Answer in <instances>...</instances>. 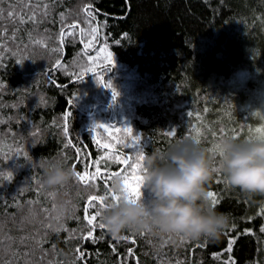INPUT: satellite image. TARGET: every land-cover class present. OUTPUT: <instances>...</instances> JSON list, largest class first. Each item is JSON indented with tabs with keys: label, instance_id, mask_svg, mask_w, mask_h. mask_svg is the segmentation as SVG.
I'll use <instances>...</instances> for the list:
<instances>
[{
	"label": "trees",
	"instance_id": "trees-1",
	"mask_svg": "<svg viewBox=\"0 0 264 264\" xmlns=\"http://www.w3.org/2000/svg\"><path fill=\"white\" fill-rule=\"evenodd\" d=\"M89 5L96 17L93 26H99L88 49L96 61L91 67L112 81L119 92L115 103L92 73L82 82L75 81L72 74L87 66L79 34L66 37L58 53L52 51L58 46L61 13L64 24L79 23L85 41L92 39L83 12ZM2 7L16 13L0 21L11 49L0 53V119L4 121L0 124V170L12 173L11 180L0 177V236L13 239L12 251H28L32 242L20 243V238L39 231L47 255L41 258L37 253V264H264V195H245L228 186L215 161L218 171L205 187L219 201L213 207L209 199L211 206L229 217L217 239L193 241L125 231L122 236L128 239L120 240L96 227L95 243L81 238L89 230L83 207L88 195L104 196L112 181L106 189L101 180L89 187L73 178L66 185L46 189L41 185L42 171L34 163L43 156L72 168L75 149L80 148L82 158L76 170H83L85 160L91 163L104 153L94 137L104 142L110 139L103 130L90 132L93 122L129 125L141 137L144 152L162 154L177 141L193 140L194 127L201 133L199 144L208 149L229 137L233 129L240 133L238 139H244L249 129L264 127V0H56L32 37L41 38L47 30L46 46L30 48L22 65L16 63L19 53L13 52L21 40L28 43L27 32L33 26L18 21L40 9L39 0L25 5L8 0ZM13 32H17L15 42H11ZM109 52L111 65L105 60ZM56 59L62 68L53 69ZM74 97L70 106L68 101ZM68 111L65 136L63 116ZM221 129L226 133L223 136ZM170 130L175 133L172 137L167 135ZM212 132L217 135L213 137ZM116 136L127 139L122 132ZM69 139L73 146L65 148ZM18 147L27 156L16 155ZM117 147L126 155H136ZM120 167L111 164L109 171ZM28 201L36 203L28 205ZM105 202H111L110 197ZM18 203L23 207L17 208ZM29 208L36 214V223L25 222ZM57 215L63 219L57 220ZM230 239L234 242L228 252ZM3 247L0 259L8 261L7 239ZM78 247L85 253L79 261ZM17 264H22V258Z\"/></svg>",
	"mask_w": 264,
	"mask_h": 264
},
{
	"label": "clouds",
	"instance_id": "clouds-1",
	"mask_svg": "<svg viewBox=\"0 0 264 264\" xmlns=\"http://www.w3.org/2000/svg\"><path fill=\"white\" fill-rule=\"evenodd\" d=\"M214 161L228 186L245 195H264V139L223 137L216 142L215 152H209L185 138L170 145L165 154L144 152L141 196L134 202L121 199L101 213L106 233L113 239H120L125 231L193 241L217 239L229 217L217 212L207 196L205 185L213 175ZM34 163L42 171L41 185L46 189L74 178L73 169L59 160L40 156ZM110 190L123 192V179L114 178Z\"/></svg>",
	"mask_w": 264,
	"mask_h": 264
},
{
	"label": "snow or ice",
	"instance_id": "snow-or-ice-1",
	"mask_svg": "<svg viewBox=\"0 0 264 264\" xmlns=\"http://www.w3.org/2000/svg\"><path fill=\"white\" fill-rule=\"evenodd\" d=\"M17 4L25 5L32 2V0H16ZM8 3V0H0V21L4 19V16L6 15L9 18H14L16 13L11 10H5L2 5ZM40 9H37L32 12L30 16L25 18L24 16H21L19 18V24H32V29L27 32L28 36V43H25L23 40H21L18 44L15 45V52L13 54L19 53V56L16 60L17 64L22 65L23 62L27 59L25 54H29L30 48H35L38 46H46V39L45 37L48 36L47 30H45V34L43 37L38 39H33V34L35 30L38 28L39 25L46 22L47 17L49 15V6L50 4H55L56 0H39ZM42 9V10H41ZM40 11V15L37 16L36 12ZM83 12L85 13L86 20L88 22V34L91 35L92 39L90 41H85L84 35L85 30L80 27L79 23H72L70 25H66L63 23L64 15L61 13V25L58 32V46L56 48H53V52H59L65 44L66 37H75L77 34L80 35V43L84 45V56L86 57V64L87 66H82L80 68V71L74 72L72 75L74 76L75 81L82 82L84 81L85 77L88 76L89 73H92L93 76H96V79L99 81L101 87L109 90L111 92V100L112 103H115L117 101V98L119 96V92L117 89L113 86V83L111 80H105L103 76L98 75L94 68L91 67L96 61L94 58L88 53V49L92 47L93 43L95 42L96 36L99 34V26H93V23L95 22L96 17L93 15V9L91 6H85L83 9ZM19 31V30H17ZM7 34L3 29H0V53H7L11 51V49L8 48V45L5 43V40H7ZM17 39V32H13L11 36V42H15ZM105 60L108 61V63L111 65L113 63V57L112 54L109 52L107 53ZM0 66H3V56H0ZM53 69H59L63 67V64L60 59H56L55 63L53 64ZM50 74V73H49ZM3 87V84L0 83V88ZM74 97L73 99H70L68 101L70 106H73L74 103ZM189 116L192 115V113H188ZM71 116V112H65L63 116V125L62 130L63 134L65 136L69 133L68 128V121ZM4 121L0 119V124H2ZM97 130H103L104 133L108 134L109 142H104L101 139H95V143L97 144L98 148L104 150V153L100 155L98 158L92 159L91 163H88L87 160L84 161V169L83 170H76L77 164L79 163L81 157V149L76 148V162L72 164V169L74 171V178L79 180L81 183H83L86 186L89 187H95L96 182L98 180L103 181L105 188H108V182L112 181L116 177H121L123 179L124 183V190L123 192L117 194L112 192L110 189L106 192L104 196L101 195H88L87 199L85 201L84 207H83V220L86 221L87 226H89V230L84 234L81 238L85 241L92 240V242H96V238L94 237V231L96 227H99L100 229H104V225L102 223H97L98 218L101 217V213L110 205L118 204L121 199H127L130 202H134L136 199H138L141 196V187H142V176L138 173H141L142 170V161H143V154H144V147L141 143V137L139 135H136L133 133V129L129 125H124L123 127H116L115 124L112 123H97L93 122L90 127V132L94 133L97 132ZM193 141L197 144L200 143V136L201 133L199 131L198 127L193 128ZM124 133L126 134L127 139L121 140L116 136L117 133ZM221 136L225 135V130H220ZM168 136L172 137L175 135L173 131H169L167 133ZM213 137H215L217 134L215 132H212ZM231 139H238L240 133L236 132L235 129L231 130V133L228 134ZM32 136L34 139H38V135L36 132L32 133ZM249 139H264V127L256 128V129H249L248 134ZM114 141V142H113ZM2 138H0V144H2ZM73 146V142L71 139L67 140V143L65 144V148ZM117 146H122L125 149H131L133 150L136 155H126L124 152L118 150ZM216 144L212 146V148L209 149L210 152H215ZM23 154L27 156V153L23 151L22 148H17L16 155ZM13 159V157H9V160ZM111 164H117L121 167L118 171H109ZM103 166V171H102ZM213 172H217L218 169L216 167H213ZM0 177H3L4 180H11L12 173H4L2 170H0ZM134 182V183H133ZM207 196L211 200V204L213 207H215L219 201L216 198V194L209 190L207 191ZM110 197L109 203H106L105 201ZM36 201H28V205H34ZM6 206V205H5ZM17 208L23 207L21 204H16ZM95 209L94 211H91ZM46 213L48 212L47 209L44 210ZM53 212L56 211L55 206L52 209ZM3 213H0L2 215ZM57 220L63 219L62 215L56 216ZM27 223H36V214L32 208H29L28 216L26 217ZM41 227H47L51 228V225H44L41 224ZM67 230V229H64ZM3 231V225L0 224V232ZM261 231H264V228L261 229ZM140 235H144V233H140ZM7 239L9 242V248L7 251L9 252L11 259L8 261H4L0 259V264H17V261L22 258V264H37V262L34 260V257L37 253H40L41 258H44L47 253H45L43 248V235L37 232L35 236H25L20 238V243H25L26 241H31V246L28 248V251L26 252H16L12 251L11 244L13 243V239L11 237H3L0 236V252L4 251L3 247V241ZM127 236H121L120 240H127ZM183 240V237H182ZM132 243H135L136 241L133 239L131 241ZM234 241L229 240L228 241V248L226 249L228 252H231V245ZM113 251H115V248H113ZM76 260L79 261L85 257V253L78 247L76 249ZM129 255L132 254V249H128ZM49 264H56V262L49 261ZM179 264V262H178ZM226 264H234L232 261L226 262Z\"/></svg>",
	"mask_w": 264,
	"mask_h": 264
}]
</instances>
